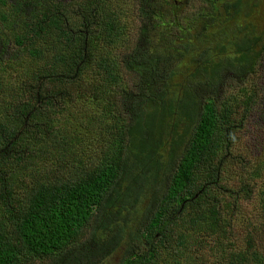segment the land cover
Masks as SVG:
<instances>
[{
    "label": "trees",
    "instance_id": "obj_1",
    "mask_svg": "<svg viewBox=\"0 0 264 264\" xmlns=\"http://www.w3.org/2000/svg\"><path fill=\"white\" fill-rule=\"evenodd\" d=\"M255 1L197 0L183 17L190 0H81L75 23L67 0H0V78L6 59L22 60L17 92L0 79V264H105L122 245L119 264L161 251L190 264L189 239L210 236L223 264L264 262L259 238L220 257L231 235L221 171L255 104L219 93L226 76L248 83L264 66ZM147 19L177 36L133 45ZM84 96L104 103L86 122ZM106 135L110 149L94 154Z\"/></svg>",
    "mask_w": 264,
    "mask_h": 264
},
{
    "label": "rangeland",
    "instance_id": "obj_2",
    "mask_svg": "<svg viewBox=\"0 0 264 264\" xmlns=\"http://www.w3.org/2000/svg\"><path fill=\"white\" fill-rule=\"evenodd\" d=\"M113 1V0H110ZM172 0H167L171 3ZM68 4L72 2L74 11L72 12L73 22H78L80 16L77 11V5L81 3V0H67ZM191 5L182 11V16H188L194 11V7L197 0H190ZM262 5V10L258 14H254V17L250 18V22H255L258 27L264 29V0L263 2H257ZM131 0H126V4H130ZM168 5H155L153 6L157 12L164 13L167 10ZM166 16V15H165ZM167 21V20H165ZM156 24V23H154ZM153 21L145 20L135 23L137 29H133L131 40L134 45L141 36V42L155 44L158 39L165 42V40L174 39L178 34V29L167 30L166 27L158 26L153 27ZM162 34L165 36L163 37ZM142 45V43L140 44ZM17 50V48H16ZM121 51V49L119 50ZM116 54H118V52ZM4 61L1 65L5 67V72L1 74V80L6 86L11 84L15 91L20 88L17 74L20 72V65L22 60H12L7 62ZM19 62V64H18ZM8 79L7 82L2 78ZM229 94L237 96L240 101L253 100L254 106L246 116L245 120L239 124L234 134V140L231 152L232 155L224 163L221 171L222 185L226 191L223 193V208L221 209L222 215L227 219L229 223V233H231L228 242L226 243L225 254L220 256L222 259H228L231 254H237L244 251L247 248L248 238H259L256 241V246L260 248L264 254V218L260 216V192L264 189V66H260L256 76L250 82H242L232 76H226L224 86L219 93ZM80 110L83 113V119L86 122V118L91 116L95 110L94 115H101V109L104 103L100 102H89L88 96H84L78 102ZM115 111L119 114L115 115ZM128 105H120L114 109V118L116 120L128 118ZM45 115H47L45 113ZM79 116V114H78ZM78 124V121H77ZM117 128V124H113ZM75 134V130L72 131L71 135ZM77 134L74 136L76 137ZM109 141V136L106 135L100 139L92 140L94 154L98 151H102L104 154L108 152L109 145L102 144ZM86 141L90 142L88 138ZM90 149V147H89ZM55 159L50 156L47 164H55ZM174 237V236H173ZM205 242H195L189 239L190 244L197 249V257L190 259V264H223V260L217 258L212 246L213 236L205 238ZM220 243L219 240H217ZM207 246V247H206ZM145 243L139 246L141 252L147 250ZM129 248L122 245L118 248L110 257L105 258V264H119V262L127 258V250ZM130 250V249H129ZM168 260L166 252L161 251L160 257L154 260L152 263L147 264H165ZM50 264V263H49ZM264 264V262L262 263Z\"/></svg>",
    "mask_w": 264,
    "mask_h": 264
}]
</instances>
